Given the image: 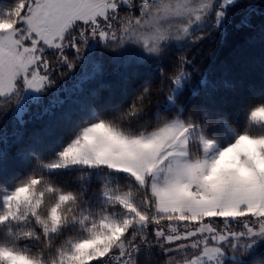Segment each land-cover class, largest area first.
I'll use <instances>...</instances> for the list:
<instances>
[{
	"label": "snow or ice",
	"instance_id": "1",
	"mask_svg": "<svg viewBox=\"0 0 264 264\" xmlns=\"http://www.w3.org/2000/svg\"><path fill=\"white\" fill-rule=\"evenodd\" d=\"M230 26L243 42L229 55L252 54L261 68L243 127L192 87L199 76L218 90L209 73L227 75L228 60L204 64L218 59V34L230 47ZM90 41L142 53L159 76L118 119L97 118L41 167L122 172L135 193L105 187L97 213L82 191L41 171L10 189L0 181V264H260L264 0H15L0 14V108L66 76Z\"/></svg>",
	"mask_w": 264,
	"mask_h": 264
},
{
	"label": "trees",
	"instance_id": "2",
	"mask_svg": "<svg viewBox=\"0 0 264 264\" xmlns=\"http://www.w3.org/2000/svg\"><path fill=\"white\" fill-rule=\"evenodd\" d=\"M14 2L0 0L1 14ZM229 32L232 34L229 36L230 47L222 44L224 37L218 34V59L214 63L209 57L204 64L205 69L215 68L220 61L228 60L230 70L227 75L223 70L209 73L210 81L220 82L218 90L213 92L211 84H201L199 76L192 87L198 88L203 97L202 103L221 108L235 125L243 127L250 87L259 86L261 68L254 62L252 54H239L235 60L229 55L243 42L242 35L232 26ZM141 55L128 50L114 52L104 49L96 41H90L77 67L46 87L37 101L29 102L26 108H17L19 103L6 111L0 108V181L10 189L33 172L41 171L55 179L61 187L82 191L84 199L91 200L89 206L97 213L103 209V203L95 198V193H102L105 187L135 193L131 180L121 172L87 167L46 170L41 167V162H54L59 152L97 118L118 119L143 82L158 78V70L147 62H138ZM92 63L95 65L91 66ZM225 80L235 83L236 87H225L222 83ZM209 92H212L211 96ZM186 95H192L191 88ZM192 102L191 99L187 101L189 105ZM252 258L264 264V243Z\"/></svg>",
	"mask_w": 264,
	"mask_h": 264
},
{
	"label": "rangeland",
	"instance_id": "3",
	"mask_svg": "<svg viewBox=\"0 0 264 264\" xmlns=\"http://www.w3.org/2000/svg\"><path fill=\"white\" fill-rule=\"evenodd\" d=\"M5 1H8V0H5ZM0 14H1V12H0ZM93 47H95V44L93 45ZM93 65H95V64L92 63L91 66H93ZM42 91L43 90L35 91L33 89H25L23 91L22 97H21V99L19 101V106L17 108H22V107L26 108V106H27V104L29 102L37 101L40 98V96L42 94ZM193 139H194V142H195V138H193ZM194 155H196V153H194ZM71 167L74 168V167H84V166L77 165V166H71ZM46 170H48V169H46ZM219 171L222 172V171H224V169L221 168V169H219ZM263 243L264 242H262L261 244H263Z\"/></svg>",
	"mask_w": 264,
	"mask_h": 264
},
{
	"label": "clouds",
	"instance_id": "4",
	"mask_svg": "<svg viewBox=\"0 0 264 264\" xmlns=\"http://www.w3.org/2000/svg\"><path fill=\"white\" fill-rule=\"evenodd\" d=\"M196 155H198V153Z\"/></svg>",
	"mask_w": 264,
	"mask_h": 264
}]
</instances>
